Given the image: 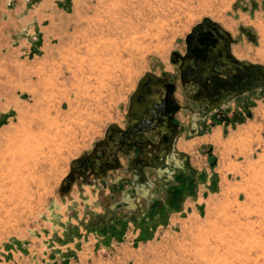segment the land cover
Listing matches in <instances>:
<instances>
[{"label": "rangeland", "instance_id": "obj_1", "mask_svg": "<svg viewBox=\"0 0 264 264\" xmlns=\"http://www.w3.org/2000/svg\"><path fill=\"white\" fill-rule=\"evenodd\" d=\"M209 18L235 40V57L264 65V0H0V261L68 264L67 256L94 239L107 264H128L110 248L128 229L153 235L172 214L186 219L183 204L196 200L202 182L199 197H211L212 171L197 169L203 154H189L180 175L188 189L152 217L146 201L154 190L135 180L145 196L129 200L133 210L116 207L121 194L110 192L104 168L95 173L81 163L106 127L123 122L145 74L176 73L173 52L183 54L184 37ZM168 151L166 173L175 142ZM146 173L152 179L156 172ZM248 182L249 191L224 195L226 207L214 200L197 208L196 218L175 225L162 251H142L131 264H264V177ZM127 211L134 222L111 218ZM112 223L123 230L120 240Z\"/></svg>", "mask_w": 264, "mask_h": 264}, {"label": "crops", "instance_id": "obj_2", "mask_svg": "<svg viewBox=\"0 0 264 264\" xmlns=\"http://www.w3.org/2000/svg\"><path fill=\"white\" fill-rule=\"evenodd\" d=\"M187 87L188 89L190 88L189 84ZM176 95L179 98L181 97L179 92L176 93ZM243 104L248 106L246 109L250 111V116H246ZM230 107L231 108L227 110V116H232L234 112H242L244 118L241 122L232 120H219L218 122L215 120L216 118L213 114L206 118L205 123H203V129L192 134L190 131L194 125L191 119V114L188 111V117H185L184 119V126L187 128V138L186 140H175L176 154L178 156L176 155L173 158V161L175 162L174 175H182V173L188 169L190 166L189 160L187 159L189 158V154H191L192 158L197 157V154H203L205 161H203L202 164L200 162L201 160H199L200 163H198L197 169H201L202 166V168H205L209 174L212 171L214 177V192L211 195L212 198L209 196L199 197V194H202V192L206 190L204 187L205 184L202 182L198 186L196 200L193 202L188 200L183 204V214L184 211L190 209L189 213L187 211L185 212L186 219L179 215L181 212L170 215L167 225H161L158 227L154 232L153 237L146 240L138 238L140 236L138 230H133L132 228L128 229L119 242H115L110 246V248L115 251V254L118 257L123 258L126 263H135V260H137L138 255H140L142 251L146 253H149L152 249L153 251H162L164 247H166L165 241L174 237L172 230L175 225L182 227L189 221L190 217L196 218L198 215L197 208L203 209L209 207L210 201L214 200L217 201L218 207L224 208L226 207L223 199L224 195L228 194L230 196V193L244 191V189L249 191V189H247V186L249 185L248 178H251L254 175H261V177H264V91H254L251 94H243L235 101L231 102ZM208 152H210L215 163L212 169L207 167V165H209L207 158V154H209ZM179 156H183L184 159H186V166H184V169L183 167H179L177 158ZM130 158V165L124 166V169L134 166L136 170L137 166L131 163L134 158L132 153ZM0 162H2L1 159ZM122 163H124V161ZM159 172L161 171L159 170ZM158 173L156 172L154 178H148L150 180L149 183L146 182V179L144 184L141 180L142 176L146 178V172L141 176L140 174H137L136 177L140 181L139 186H146V184H148L147 190L150 193L153 190L155 191V189L157 190L160 185H157V183L161 180L157 178ZM129 176V173L120 172L116 174L115 178L121 180L122 178L126 179ZM118 177L122 178L119 179ZM109 178V180H112V177ZM127 188L130 189V193L126 191ZM122 189L120 190L121 196H119V198L115 197L114 201H123V203H129L130 206L133 205V207H135L136 204H131L129 201L135 198H131V193L136 192L137 194L142 195L146 192L145 189H136L133 185L130 186L128 184L122 187ZM105 192L109 193V188L105 189ZM158 192H153V195H158ZM136 198L138 199L140 197ZM121 206L125 209L133 210L126 206ZM102 248V246H96L95 240L91 239L86 245H82L77 253H73L74 255L72 256H67V263L107 264L106 261H103L101 256ZM4 263L6 262L0 261V264Z\"/></svg>", "mask_w": 264, "mask_h": 264}, {"label": "water", "instance_id": "obj_3", "mask_svg": "<svg viewBox=\"0 0 264 264\" xmlns=\"http://www.w3.org/2000/svg\"><path fill=\"white\" fill-rule=\"evenodd\" d=\"M185 39V51L183 54H180L176 51L173 52L172 61L178 63L181 60L179 67L180 69L186 70L183 79L182 86L184 88V94H186L185 103L190 108L191 119L194 127L190 132L195 134L199 131V123H205V120L208 116H212L214 113L219 111L227 112L230 109L231 102L235 101L243 94H251L254 91L263 92L264 91V65L257 64L256 62H249L247 60H243L242 58H237L233 55V51H231V44L235 40L230 37V34L227 30L222 28V26L212 19H207L202 21L201 23H197L196 27L191 30V32L184 37ZM152 76H155L153 73L145 74L142 79L139 81L141 85L144 79L149 80ZM176 77V76H175ZM174 77V81L171 83L173 86L177 81ZM176 81V82H175ZM192 88L191 90L188 89ZM164 87V86H163ZM161 85L156 89H151V91L155 92L156 90L161 93V95L166 93V89H164ZM197 87V88H196ZM141 98L135 97L132 98L130 107L136 110L138 107H142L146 103L149 104L153 96L150 97L149 94H152L150 90H147V87H141L136 91ZM200 92V93H199ZM167 94V93H166ZM133 95V94H132ZM131 95V96H132ZM169 97L175 100V95L173 94L172 88L168 91ZM191 102L197 105L196 111L199 112V116L194 118L193 109L191 108ZM129 107V108H130ZM200 111H202L200 113ZM186 112V111H185ZM200 120V122H198ZM185 127V126H184ZM154 143H153V142ZM159 143L158 140H135L131 139L130 143H136L140 145V153L137 156L133 155L136 161L140 162L141 160L147 157L148 153H153V147ZM175 142V139H172L171 144ZM105 159L109 162H115L117 166L107 167L104 165V173L102 174L104 180L107 182L109 186L112 188H118L120 183L128 184L130 186L136 187L134 181L137 179L136 175L140 174V176L144 173V168L146 165L138 164L135 170L134 166L130 168L124 169V166L130 165V156L122 155L124 163H121L118 158L117 150L106 149L104 151ZM116 155V156H115ZM176 151L173 152V158L176 156ZM178 156V155H177ZM178 158V157H177ZM155 167H153L155 172H159L158 179L167 180L174 179V171H175V162L173 161V167H171V171L166 173L163 171V167L166 165L163 164L162 155L159 154L155 157ZM95 166L99 169L100 167L96 163ZM85 165L82 167L84 168ZM183 169L185 168L184 166ZM75 170V168L73 169ZM113 172V176L110 175L111 171ZM118 170V171H117ZM95 172V171H94ZM120 172L129 173L130 176L124 180H117L116 174ZM96 173V172H95ZM71 174L65 179L66 182L70 181ZM112 177V180H109ZM164 178V179H163ZM167 178V179H166ZM141 179V177H140ZM146 181L145 177L142 176L141 182ZM140 182V181H139ZM148 188V184H146ZM140 187V186H139ZM138 188V187H137ZM136 188V189H137ZM122 187H120V190ZM139 189V188H138ZM143 190L142 188H140ZM123 190V189H122ZM129 193L130 189H126ZM133 197H143L145 194H137L136 192L131 193ZM125 206L130 209H134L135 207L130 206L129 203H126Z\"/></svg>", "mask_w": 264, "mask_h": 264}, {"label": "flooded vegetation", "instance_id": "obj_4", "mask_svg": "<svg viewBox=\"0 0 264 264\" xmlns=\"http://www.w3.org/2000/svg\"><path fill=\"white\" fill-rule=\"evenodd\" d=\"M181 60L178 62V69L176 73H169L166 71H162L161 73L154 74L155 76L148 77L149 80L144 79L141 85H137L135 90L130 93V98L126 107V113H124L123 122H116L110 124V126L106 127L104 130V135L101 138V142L95 144L89 155L84 156L81 160L82 167L84 165H89L94 168V171L97 173L98 168L95 166L97 163L98 166L103 168L104 165L107 167L117 166V164L113 162H109L105 159L106 149L117 150L119 153L125 155H131V153L135 156L140 153V145L136 143H130L131 139L135 140H158L159 143L153 147V153H151L150 157H145V159L140 162L133 159L131 161L135 166L140 164L146 165L144 168V172L155 173L153 167H155V157L159 154L166 155L171 147L172 139L179 140L182 136L186 137L187 128L184 127L185 117H188V111L190 112V108L186 105V94H184V88L182 86L183 79L185 78L184 74L186 70H181L179 67ZM176 76V77H175ZM174 77L176 79V83L172 86L171 83L174 81ZM166 87V93L161 95L159 91H151V89H156L158 86ZM141 87H147V90H150L152 94H149L150 97L153 96L149 104H145L142 107H138L136 110L131 108L132 98L138 97L141 98L140 93L138 94L136 91ZM172 88L173 94L175 95V100L169 97L168 91ZM197 88V87H196ZM180 93L181 97L179 98L176 93ZM200 93V92H199ZM133 94V95H132ZM132 95V96H131ZM178 97V98H177ZM192 106H197L195 103H192ZM130 107V108H129ZM186 111V112H185ZM202 111H200L201 113ZM200 122V120L198 121ZM201 122L199 125L201 126ZM153 142V141H152ZM154 143V142H153ZM186 159L180 158L178 164L179 167L186 166ZM80 168L79 164H76L75 167ZM129 171L131 167H129ZM100 169V168H99ZM103 174V173H102ZM156 175V173H155ZM147 176V173H146ZM180 176V175H179ZM176 174V178L179 177ZM180 179H167L160 180V185L157 191L158 195H150L149 199L146 201L147 204H151L153 202L166 203V200L170 197L173 200L174 195L178 196L180 194L185 193V190L188 189L189 180L183 181V176H180ZM119 178V177H118ZM122 178V177H120ZM119 178V179H120ZM147 179V177L145 178ZM164 179V178H163ZM124 180V178H122ZM149 179H147V183H149ZM175 181L174 187L171 182ZM183 182V184H181ZM170 186V187H169ZM169 187V190L167 188ZM110 192H114L116 195L120 193V186L118 188H112ZM170 202L172 204V200ZM116 207L121 205L125 206L123 201L116 202ZM146 206V205H145ZM129 215V212L127 211ZM127 215V216H128Z\"/></svg>", "mask_w": 264, "mask_h": 264}, {"label": "trees", "instance_id": "obj_5", "mask_svg": "<svg viewBox=\"0 0 264 264\" xmlns=\"http://www.w3.org/2000/svg\"><path fill=\"white\" fill-rule=\"evenodd\" d=\"M243 106L245 107V114H246V116H250L251 115L250 111L246 109V108H248V106H246L244 104H243ZM219 112H221V111H219ZM216 113H218V112H216ZM216 113H214V116H215ZM243 118H244V116L242 115V112H234L232 114V116H222L220 119H217L216 118L215 120L218 121V122H219V120H226V121L227 120H232V121H239V122H241ZM208 153L210 154V152H208ZM209 157H210L211 166L213 167L215 165L214 160H213V157L211 155ZM187 167H188V164H187ZM212 189L214 190V186H212ZM146 207L149 208L148 211H147L146 217L147 216L148 217H152L156 213V210L157 209H160L161 207H164V206H162V203H160V202H153L151 204L150 203L147 204ZM111 218L114 219V222H117V224H119V225L120 224L125 225L128 221H133L134 222L136 220V215H135V213H133V214L129 213L128 216L127 215L126 216L125 215L124 216L122 215V216H119V217H116V218H113V217H111ZM112 219H110V220H112ZM144 219H145V217H144ZM113 224H116V223L110 224V228H111L110 230H111V232L113 234H115V235L118 234V236H119L118 239L120 240V238L123 237V236H121L122 233H123V230H122V232H119L117 229H115V225H113ZM123 225H121V226H123ZM139 235L140 236L138 238H140L142 240L148 239V237L153 236L151 232H148L147 234L144 233V232H142Z\"/></svg>", "mask_w": 264, "mask_h": 264}, {"label": "built area", "instance_id": "obj_6", "mask_svg": "<svg viewBox=\"0 0 264 264\" xmlns=\"http://www.w3.org/2000/svg\"><path fill=\"white\" fill-rule=\"evenodd\" d=\"M228 112L225 113L224 111L218 112L215 114V118L220 119L222 116H227Z\"/></svg>", "mask_w": 264, "mask_h": 264}]
</instances>
